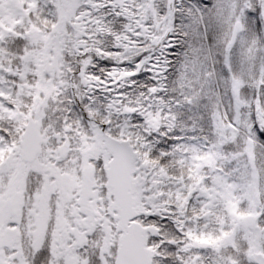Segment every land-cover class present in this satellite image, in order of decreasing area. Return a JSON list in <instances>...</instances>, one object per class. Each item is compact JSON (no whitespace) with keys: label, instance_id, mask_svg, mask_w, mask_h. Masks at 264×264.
<instances>
[{"label":"snow or ice","instance_id":"1","mask_svg":"<svg viewBox=\"0 0 264 264\" xmlns=\"http://www.w3.org/2000/svg\"><path fill=\"white\" fill-rule=\"evenodd\" d=\"M0 264H264V0H0Z\"/></svg>","mask_w":264,"mask_h":264}]
</instances>
